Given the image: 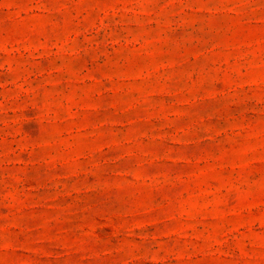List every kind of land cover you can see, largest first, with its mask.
<instances>
[{
  "label": "rangeland",
  "instance_id": "obj_1",
  "mask_svg": "<svg viewBox=\"0 0 264 264\" xmlns=\"http://www.w3.org/2000/svg\"><path fill=\"white\" fill-rule=\"evenodd\" d=\"M0 264H264V0H0Z\"/></svg>",
  "mask_w": 264,
  "mask_h": 264
}]
</instances>
